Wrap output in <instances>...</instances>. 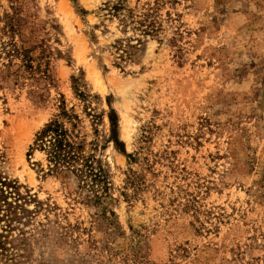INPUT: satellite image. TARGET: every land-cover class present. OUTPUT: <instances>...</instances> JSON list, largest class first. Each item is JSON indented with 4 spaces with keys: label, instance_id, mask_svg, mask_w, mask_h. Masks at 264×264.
I'll return each mask as SVG.
<instances>
[{
    "label": "rangeland",
    "instance_id": "374dc122",
    "mask_svg": "<svg viewBox=\"0 0 264 264\" xmlns=\"http://www.w3.org/2000/svg\"><path fill=\"white\" fill-rule=\"evenodd\" d=\"M0 264H264V0H0Z\"/></svg>",
    "mask_w": 264,
    "mask_h": 264
},
{
    "label": "trees",
    "instance_id": "16d2710c",
    "mask_svg": "<svg viewBox=\"0 0 264 264\" xmlns=\"http://www.w3.org/2000/svg\"><path fill=\"white\" fill-rule=\"evenodd\" d=\"M52 133L54 137H52V140L50 141V151L49 155L51 160H55L56 162H59L62 160L61 154L63 150H66V147L68 149L72 148V146L67 143L65 132L58 124L50 123L46 126L44 130L41 131L39 134L40 137L38 139H43V137H46V135ZM70 151L67 153V155H70ZM64 159V158H63Z\"/></svg>",
    "mask_w": 264,
    "mask_h": 264
}]
</instances>
